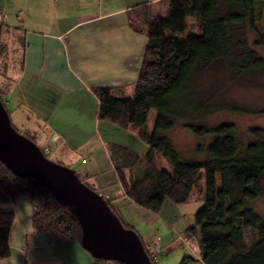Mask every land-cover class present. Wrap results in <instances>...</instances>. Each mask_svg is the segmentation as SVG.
Instances as JSON below:
<instances>
[{
    "label": "trees",
    "instance_id": "16d2710c",
    "mask_svg": "<svg viewBox=\"0 0 264 264\" xmlns=\"http://www.w3.org/2000/svg\"><path fill=\"white\" fill-rule=\"evenodd\" d=\"M152 1L132 12L133 27L147 37L132 93L125 89L93 90L99 101V120L135 133L147 146L143 154L124 146L110 147L125 196L155 214L167 200L182 205L193 201L194 196H203L196 224L185 234L186 239L197 241L198 258L186 257L181 264H264V219L250 208L252 202L264 197V130L253 129L251 141L242 144L234 125L187 126L199 136L215 135L213 144L198 147L200 153L207 155L203 161L184 160L165 136L175 128V119L183 116L175 101L188 93L198 70L220 62L243 74L264 70V59L258 57L248 41L235 38L241 27L248 26L258 38L257 45L264 47V0ZM4 94L0 87L5 106ZM151 110L158 115L152 134L148 130ZM219 110L222 108L209 114ZM23 135L38 145L34 136ZM158 160L163 161L162 167ZM20 199L33 203L36 235L48 234L57 245L80 243L81 229L76 219L44 185L17 177L0 164V261L11 256L9 232L14 214L5 205ZM120 220L130 229L123 218Z\"/></svg>",
    "mask_w": 264,
    "mask_h": 264
},
{
    "label": "crops",
    "instance_id": "0c3cea01",
    "mask_svg": "<svg viewBox=\"0 0 264 264\" xmlns=\"http://www.w3.org/2000/svg\"><path fill=\"white\" fill-rule=\"evenodd\" d=\"M150 3L154 2L0 0V12L6 16L0 31V57L5 55L0 61V83L9 87L3 100L12 123L16 121L23 134L37 138L52 161L78 169L81 179L118 212L129 211L151 228L166 220L125 196L110 153L111 145L127 148L126 139L144 143L135 133L99 120V101L93 92L112 88L132 93L147 37L135 30L131 17L133 10ZM9 53L16 57L12 66L6 60ZM142 151L135 152L146 150ZM5 208L14 214L9 232L11 256L0 264H99L79 242L57 245L48 234L36 235L29 199ZM146 241L145 247L158 246V264H170L167 255L178 247H185L187 255L193 251V258H198V250L184 235L162 245L160 237L148 233ZM181 257L171 258L176 263Z\"/></svg>",
    "mask_w": 264,
    "mask_h": 264
},
{
    "label": "rangeland",
    "instance_id": "374dc122",
    "mask_svg": "<svg viewBox=\"0 0 264 264\" xmlns=\"http://www.w3.org/2000/svg\"><path fill=\"white\" fill-rule=\"evenodd\" d=\"M235 38L237 40L246 39L258 57L264 59V47L257 45L258 38L252 34L248 26L241 27ZM2 56L0 57V61L5 58V55ZM6 58L8 57L6 56ZM15 59L16 57L9 53V58L6 59L9 61V66H12ZM189 85L187 89L188 93L185 97L176 99L175 101L178 103L177 106L182 111L183 116L176 118L175 128L165 134L184 160H205L207 155L202 152L200 153L198 147H208L215 141L214 134L199 136L187 128L189 125L204 126L207 128H215L225 124L234 125L237 130L238 139L242 144H247L251 141L253 129L264 130V70L251 71L248 74H243L234 72L229 69L226 63L220 62L209 69L198 70L194 83L192 82ZM0 87L4 92L9 91V87L4 83L3 85L0 83ZM6 108L10 112V108L8 106ZM221 108L222 110L214 114H209L213 110ZM157 116L156 110H151L148 119V130L151 134L154 132ZM13 125L22 132L20 125L16 121H14ZM133 141V139H126L124 144H126L125 146L127 148L136 152H144L142 150L147 151L145 144L139 145L138 142ZM47 156L53 160L52 156ZM163 165V161L158 160V166L162 167ZM73 171L79 172L78 169H74ZM217 183L220 187V175L217 177ZM199 194L201 193L197 195L199 196ZM193 198V201L182 205H175L167 200L158 213L160 218L166 220V223L160 220L159 224L151 228L129 211L121 209L118 214L130 226V229L134 230L140 236L142 241L147 242V234L151 233V236L157 235L160 237L162 239V245H165L169 244L171 240L177 241L180 235L185 236L186 232L195 226L196 214L203 206V196H194ZM250 208L257 216L264 219V197L252 202ZM186 240L188 244L199 250L197 241ZM181 254V259L175 263L171 257L173 255L181 256ZM167 256L170 258L168 259L169 262L171 261L170 264H181L186 258L185 256L193 258V251L188 252L187 255L185 247H178L173 249L170 255ZM163 258H166V256H163ZM164 262L166 261H163V264Z\"/></svg>",
    "mask_w": 264,
    "mask_h": 264
},
{
    "label": "water",
    "instance_id": "95a60500",
    "mask_svg": "<svg viewBox=\"0 0 264 264\" xmlns=\"http://www.w3.org/2000/svg\"><path fill=\"white\" fill-rule=\"evenodd\" d=\"M0 164L22 179L40 182L67 208L81 229L80 244L95 259L122 264H153L140 236L127 229L107 200L85 185L69 167L47 158L19 133L0 99Z\"/></svg>",
    "mask_w": 264,
    "mask_h": 264
},
{
    "label": "built area",
    "instance_id": "2783aa9c",
    "mask_svg": "<svg viewBox=\"0 0 264 264\" xmlns=\"http://www.w3.org/2000/svg\"><path fill=\"white\" fill-rule=\"evenodd\" d=\"M6 24V16L3 12H0V30H2L5 27ZM47 152V150H45V153ZM146 252L149 255V257L157 262V256L159 255V248L158 246H149L146 247Z\"/></svg>",
    "mask_w": 264,
    "mask_h": 264
},
{
    "label": "clouds",
    "instance_id": "9594fccd",
    "mask_svg": "<svg viewBox=\"0 0 264 264\" xmlns=\"http://www.w3.org/2000/svg\"><path fill=\"white\" fill-rule=\"evenodd\" d=\"M146 248V247H145Z\"/></svg>",
    "mask_w": 264,
    "mask_h": 264
}]
</instances>
